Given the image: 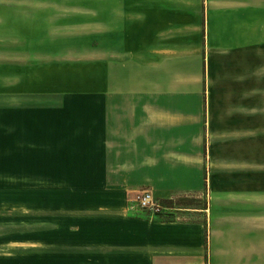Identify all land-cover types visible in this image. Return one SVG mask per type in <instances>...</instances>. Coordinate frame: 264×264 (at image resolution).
<instances>
[{
  "label": "crops",
  "instance_id": "obj_1",
  "mask_svg": "<svg viewBox=\"0 0 264 264\" xmlns=\"http://www.w3.org/2000/svg\"><path fill=\"white\" fill-rule=\"evenodd\" d=\"M69 13L93 16V55L108 47L107 64L93 65L106 67L107 85L81 107L92 117L44 119L45 173L77 179L60 182L69 199L42 217V228L0 231V264H19L25 245L28 264H264L261 216L164 222L127 201L141 189L159 200L202 191L227 174L215 165L229 156L239 173L259 166L264 0H31V16ZM28 78V93L14 82L0 90V133L14 131L21 113L31 125L34 100L46 112L63 94Z\"/></svg>",
  "mask_w": 264,
  "mask_h": 264
},
{
  "label": "rangeland",
  "instance_id": "obj_2",
  "mask_svg": "<svg viewBox=\"0 0 264 264\" xmlns=\"http://www.w3.org/2000/svg\"><path fill=\"white\" fill-rule=\"evenodd\" d=\"M92 21L90 14L31 16V0H0V76L4 78L0 79V90L6 89L4 84L10 86L14 82L20 85L21 95L28 93L31 74V81L45 82L49 87L47 93H63L58 98L48 95L51 96V107L46 112L42 110L43 101L31 102V108L36 106L31 112V125L27 116L21 113L20 124L14 131L11 127H4L0 133V231L17 228L26 233L34 227L42 228V217L59 214V203L69 199L66 191H60L59 184L63 180L75 182L77 176L45 173V141L48 147L50 140H45L44 119L54 123L60 118L92 117L91 110H81V107L90 109L94 101L91 94L107 85L106 67L93 63L100 59L107 64L108 49L103 45L93 55L97 42L91 29ZM261 68L262 72L264 67ZM36 96L35 93L32 97ZM261 102L264 103V94H261ZM19 103L21 107L28 106L24 96ZM70 129L63 128L58 134L66 136ZM261 135H264L262 127ZM63 143L66 145V140ZM51 144L54 152L56 143ZM260 145L259 166L249 164L244 169L250 173H239L237 165L231 164L235 157H228L229 164H220L219 159L216 168L227 166V174L215 175L210 181L206 179L202 191L161 199L167 211L155 219L184 222L196 221L202 215H257L261 217L256 225L264 237V143ZM131 193L128 192V202L133 197ZM82 194L84 198L101 199V192ZM142 213L150 217L148 213ZM221 225L225 224L213 223L215 227ZM29 249L31 247L27 245L19 247V264H28Z\"/></svg>",
  "mask_w": 264,
  "mask_h": 264
},
{
  "label": "built area",
  "instance_id": "obj_3",
  "mask_svg": "<svg viewBox=\"0 0 264 264\" xmlns=\"http://www.w3.org/2000/svg\"><path fill=\"white\" fill-rule=\"evenodd\" d=\"M130 209H136L140 212H146L152 218L161 217L166 208L161 204L160 200L156 198L150 190H140L133 193L130 199Z\"/></svg>",
  "mask_w": 264,
  "mask_h": 264
},
{
  "label": "trees",
  "instance_id": "obj_4",
  "mask_svg": "<svg viewBox=\"0 0 264 264\" xmlns=\"http://www.w3.org/2000/svg\"><path fill=\"white\" fill-rule=\"evenodd\" d=\"M167 207V206H166Z\"/></svg>",
  "mask_w": 264,
  "mask_h": 264
}]
</instances>
